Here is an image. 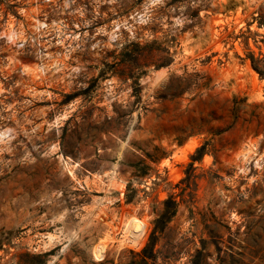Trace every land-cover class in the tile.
Here are the masks:
<instances>
[{"label": "rangeland", "instance_id": "374dc122", "mask_svg": "<svg viewBox=\"0 0 264 264\" xmlns=\"http://www.w3.org/2000/svg\"><path fill=\"white\" fill-rule=\"evenodd\" d=\"M0 264H264V0H0Z\"/></svg>", "mask_w": 264, "mask_h": 264}, {"label": "trees", "instance_id": "16d2710c", "mask_svg": "<svg viewBox=\"0 0 264 264\" xmlns=\"http://www.w3.org/2000/svg\"><path fill=\"white\" fill-rule=\"evenodd\" d=\"M262 21L263 19L260 18L259 23H262ZM200 149H198V151ZM175 210H176V202L171 197L163 201V209L158 213V215L152 221L153 223L152 230L150 231V235L147 243L144 245V247L141 250L142 255L145 256L144 253L148 249L151 250L152 253V249L158 238V232L160 233L164 230L167 223L171 220L172 216L175 214Z\"/></svg>", "mask_w": 264, "mask_h": 264}]
</instances>
